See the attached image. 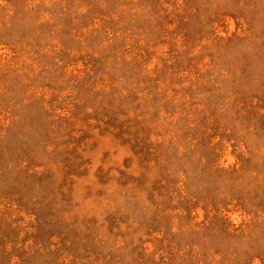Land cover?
I'll list each match as a JSON object with an SVG mask.
<instances>
[{
	"label": "rangeland",
	"instance_id": "rangeland-1",
	"mask_svg": "<svg viewBox=\"0 0 264 264\" xmlns=\"http://www.w3.org/2000/svg\"><path fill=\"white\" fill-rule=\"evenodd\" d=\"M0 264H264V0H0Z\"/></svg>",
	"mask_w": 264,
	"mask_h": 264
}]
</instances>
